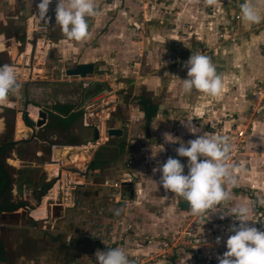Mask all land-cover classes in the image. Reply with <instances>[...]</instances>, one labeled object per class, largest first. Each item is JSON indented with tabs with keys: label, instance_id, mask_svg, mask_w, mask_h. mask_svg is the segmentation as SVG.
Here are the masks:
<instances>
[{
	"label": "crops",
	"instance_id": "1",
	"mask_svg": "<svg viewBox=\"0 0 264 264\" xmlns=\"http://www.w3.org/2000/svg\"><path fill=\"white\" fill-rule=\"evenodd\" d=\"M230 1L232 5H220L207 13L198 9L195 0H182L178 14L167 25L158 26L154 17L145 26L147 37L140 34L135 39L137 34L126 23L135 20L136 5H127L130 13L126 16L123 8L118 11L117 4H111L113 0H93L96 15L88 18L89 34L74 41L55 24L57 0L49 5L47 19L36 14L40 0H32L31 8L26 0H0V66H11L19 85L0 104L13 113L9 135L0 119V233L1 227H14L10 240L0 238V264H95L97 249L83 237L85 209L102 203L113 210V202L119 198L102 186L106 180L121 181V197L132 201L129 260L138 254L158 255L155 246H144L141 240L146 235L164 237L189 220L188 206L178 207L179 202L187 201L159 187L161 174L153 172L163 164L166 149L179 146L166 143L163 134L183 142L193 135L178 116L194 125L193 117L208 125L204 119L215 116L218 120L225 115L226 123L233 117L241 125L242 112L249 104L247 92L264 80V0H252L262 17L258 24L242 19L239 5L244 0ZM191 52L211 59L222 80L218 95L184 94L182 80L187 78V69L182 64ZM137 57L143 64L132 71ZM88 63L94 65L92 76L64 75L67 68ZM141 67L147 71L142 73ZM106 72L108 75L103 74ZM105 95L106 102L96 103ZM107 110L118 111L119 118L128 122L122 136L107 135ZM39 111L46 113L44 125L25 126L28 119H39ZM18 117L24 126L20 137L16 136ZM120 120L115 119L113 128L122 126ZM197 127L201 134L215 135L210 124ZM245 142L246 154L234 177L236 185H225L230 192L226 201L230 211L207 212L190 250L180 248L173 258L150 264H218L217 256L227 250L226 230L234 222L231 209L247 205L249 223H255L249 197L236 191H251L250 198L264 208V122L252 124ZM258 148L263 155L252 157ZM152 151L153 155L160 152L152 158ZM128 159L131 165L125 168ZM124 182L132 184L133 197ZM16 204L20 206L10 209ZM20 208L22 212H18ZM45 208V216L36 218ZM32 212L37 213L35 218ZM223 214L227 216L221 219ZM206 219L209 226L204 225ZM217 237L221 238L219 244Z\"/></svg>",
	"mask_w": 264,
	"mask_h": 264
},
{
	"label": "clouds",
	"instance_id": "2",
	"mask_svg": "<svg viewBox=\"0 0 264 264\" xmlns=\"http://www.w3.org/2000/svg\"><path fill=\"white\" fill-rule=\"evenodd\" d=\"M217 2L218 0H205L208 6H214ZM26 3L31 8L32 0H26ZM51 3L52 0H40L36 4V14L47 19ZM239 7L243 20L254 24L261 22L262 17L257 13L252 0H244ZM95 15L93 0H57L55 24L67 39L80 41L89 34L88 18ZM182 67L187 69V78L182 80L185 95H191L193 91L210 96L220 93L222 80L208 56L191 52ZM16 87L17 78L13 68L8 65L0 66V103ZM177 118L196 138L183 142L170 133L163 135L166 143H179L175 151L178 157L187 158V174L185 164L173 157L158 164L153 172L161 174L157 183L159 187L187 201L193 215L202 216L206 210L230 198L225 185H236L233 176L235 166L228 163L235 146L227 136L201 134L192 120L179 116ZM162 150L163 147L160 151ZM156 155L152 151V158ZM261 203L264 204V200ZM249 212L247 205L231 209L229 215L234 218V222L226 230L227 239L224 243L227 250L223 255L217 256L218 264H264V230L258 229L255 223H249ZM115 214L119 215V210ZM225 216L227 215L223 214L220 218ZM216 243H221L220 237L216 238ZM94 257L95 264H130L127 254L120 247L97 249Z\"/></svg>",
	"mask_w": 264,
	"mask_h": 264
},
{
	"label": "rangeland",
	"instance_id": "3",
	"mask_svg": "<svg viewBox=\"0 0 264 264\" xmlns=\"http://www.w3.org/2000/svg\"><path fill=\"white\" fill-rule=\"evenodd\" d=\"M113 1H114V3L111 2V4L114 5V6H116V4H117V10L118 11L120 10V8H123V10L125 12L124 14L126 16H127V14L130 13L129 10H128L129 8L127 7V5H130V4L132 5V3H133L138 8V13H137V16H136L135 20L129 19V21L126 23V25L128 26L127 29H132L133 30L132 31L133 34L134 33L137 34V35L134 34L135 35V39H136L138 37V35H140V34H141V36L147 37V33H148L147 30L148 29H146L145 26L147 25V22H149L154 17L156 18V22H157L158 26L167 25L168 21L171 18L174 19L175 18L174 16H176L178 14V12H179L178 9L180 7V2L182 0H129V1H126V0H113ZM228 3L232 5V2L230 0H218V2L214 6H208L205 3V0H195V4L198 6V9L201 10V11L207 12V13L213 12V10H215V8L220 6V5L227 6ZM238 19H239V15H236L235 16V20H234L236 22L235 24H237V20ZM22 26L19 27L20 30H22V28H23ZM188 27H189L188 25H185V28H188ZM14 31H17V30H14ZM141 39H143V38L141 37ZM204 50H205V48L202 49V53H203ZM141 60L142 59H139V57H137L136 60H134L132 62L130 69L133 71V70L137 69V67H138L137 65H139V64L142 65L143 62ZM172 62L173 61H170L169 63L171 64ZM67 63H63V65H65ZM146 71H147L146 68L141 67V72L142 73H145ZM103 74L105 75V74H107V72L103 73ZM89 76H92V75H89ZM89 76H86L85 78H88ZM85 78H83V79H85ZM106 80H109V79L106 78ZM110 90H112V89H110ZM251 92H253L252 89L249 92H247V94H246L247 95L246 99L248 100L249 104H248V107L244 108V111L242 112V115L245 117V119H244V121H243V123L241 125H239L240 123H238L235 120V118H233V117L229 118L230 120L233 119L232 121H230L231 123H229V124L226 123V120L228 119V117L225 116V115L223 117H219L218 120L215 118V116L214 117H210V118H206L204 120H207L208 125L210 124V127L212 126V130L214 132L221 131V133H223V134L224 133L232 134L231 132H233V131L244 130L245 131V138H246L247 136H249L252 124L257 123V122H264V106L259 104L258 100H256L255 98L251 99L252 97L251 98L249 97ZM107 97H108V95L107 96L105 95L100 101H97L96 103L103 104L104 102H106ZM7 98H9V97H7ZM13 100H14V98H12L9 101H13ZM115 101H116V99H114V103H115ZM257 103H258V105H257ZM0 104H3V103H0ZM108 107H111V106L109 105ZM112 107L114 109H116L115 106L112 105ZM94 108H91L90 111H94L93 110ZM32 111L33 110H31V112ZM107 111H108L107 112L108 115L105 116V118H106V130L110 129V128H113L115 126V119H121L120 121H123V122H122V126L120 128L123 129V134H125V132L127 130V126L124 125V124H126L128 122L126 120H124L123 117L119 118L120 117L119 116L120 113L118 111L114 110L113 112H110V113H109L110 110H107ZM33 113H35V112H33ZM88 113H89V111H88ZM35 115L37 116V114H32V116H35ZM0 119L4 120L5 128H6V135H9V131H12V129H13V113H11L10 111L4 109V107H2L0 105ZM201 121L202 120H198V119L193 117V122L195 123L196 126H201L203 128L208 127V125H204V122L200 123ZM23 131H24L23 122L21 121L20 117H18L17 121H16V136L20 137V134ZM190 139H195V136L194 135H190L186 139V141H184V142H187ZM245 143L246 142L244 141V145H245ZM175 148H176V146H174V149ZM244 149H245V147H244ZM168 150L169 149H166V152ZM262 151H263L262 148H258V150L253 152L252 157H253V155H254V157H256V156L261 157L263 155ZM245 154L246 153H245V150H244V153L239 157L237 168L242 165V163H243L242 157L245 156ZM165 160H166V158H163V163L165 162ZM130 165H131V160L128 159L127 163L125 164V168H128ZM243 165L245 166L246 164L244 163ZM237 168L233 171V176L234 177L238 176V169ZM126 180H129V179L127 178ZM53 183H54V181L52 182V184L50 183L51 186L53 185ZM236 193L237 194H239V193H246L247 194V196L249 197V203H250V206H251V209H252V217H253L254 222L256 223V227L259 229L263 225L262 228L264 230V208L262 209L261 207H259L255 203V202H257L256 198H250L253 195V193L251 191L248 192V190L245 191V190H242V189L237 190ZM254 196H256V195H254ZM187 208L189 209V210H187L188 211L187 218L189 220L186 221L181 226L185 227L187 224H190V226L193 227V228L191 227L192 230H194V232L192 233V237L190 238V242L188 243L187 246H191L190 243L193 244L192 240L195 238V235H196V232H197L198 228H202L201 227L202 225H200V224H201V221L203 220V217L206 216L207 212H211L213 209L218 210V208H219L221 213H227V212L230 211V205L227 204L226 201L222 202V203H220L218 205H215L209 211L206 210L205 213L202 216L201 215H193L191 213V211H190V205ZM262 210H263V212H262ZM22 211H23L22 208H20L18 210V212H22ZM45 211H46V208L43 211L39 212V214L33 213V217L36 214H37L36 218L43 217V216H45ZM192 220H194L195 223H192ZM9 222H10V220L7 219V225H10ZM209 223H210V221H209ZM209 223H208V226H209ZM13 228L14 227H9V226L1 227L0 238H1L2 242H5V241L10 240L12 238L11 235L13 233ZM179 228H181V227L179 226Z\"/></svg>",
	"mask_w": 264,
	"mask_h": 264
},
{
	"label": "built area",
	"instance_id": "4",
	"mask_svg": "<svg viewBox=\"0 0 264 264\" xmlns=\"http://www.w3.org/2000/svg\"><path fill=\"white\" fill-rule=\"evenodd\" d=\"M250 98L258 100L259 104L264 106V80L258 83L252 88ZM258 105V103H257ZM232 134L221 133V131L215 132V135L227 136L231 144L235 146L234 150L230 153L228 163L233 164L235 169L238 166L239 157L244 153L243 144L245 141V131L237 130L231 132ZM177 148V147H176ZM175 148V149H176ZM169 150L165 152L166 160L169 157L179 159L185 164V170L187 171V158L178 157L174 147H169ZM165 160V162H166ZM234 169V170H235ZM127 181V180H126ZM102 186L108 190L113 191L114 199L113 210L109 211L102 203L97 205H91L85 209L87 219L85 221L86 228L84 238L89 240V244L96 249L104 250L106 248L120 247L125 253L127 252V239L130 233V226L128 223V211L131 204V198H122V186L121 181H104ZM24 209L31 212L28 207L24 206ZM212 209V208H211ZM211 209H208L211 210ZM119 210V215L115 213ZM29 214V213H28ZM192 223H195L192 220ZM209 221L204 220V225H208ZM190 224L185 227H181L177 230L169 232L164 237H157L146 235L142 241L144 246H155L158 255H134L130 257V264H150L154 263L157 259L169 260L173 258L174 253L178 249H190L188 243L192 237V230ZM66 242H70V238L66 239ZM193 247H191V250Z\"/></svg>",
	"mask_w": 264,
	"mask_h": 264
},
{
	"label": "water",
	"instance_id": "5",
	"mask_svg": "<svg viewBox=\"0 0 264 264\" xmlns=\"http://www.w3.org/2000/svg\"><path fill=\"white\" fill-rule=\"evenodd\" d=\"M93 73H94V65L92 63L77 64L74 67L67 68L64 71V75L67 77H80V78H85L86 76L92 75ZM11 93L12 91L8 94V97L11 96ZM38 117L39 119L36 120V122L31 119H28L27 121H25L24 122L25 126H27L30 129H34V128H39L42 125H44L45 120H46V113H44L43 111H39ZM106 133L108 136L120 137L122 136L123 130L121 128H110L106 130ZM122 185L128 188L127 190L130 194V197H133V190L131 188L132 184L129 182H124L122 183ZM187 206H189L188 202H179L178 204V207H181L182 209H186Z\"/></svg>",
	"mask_w": 264,
	"mask_h": 264
},
{
	"label": "trees",
	"instance_id": "6",
	"mask_svg": "<svg viewBox=\"0 0 264 264\" xmlns=\"http://www.w3.org/2000/svg\"><path fill=\"white\" fill-rule=\"evenodd\" d=\"M24 39H22V41H23ZM32 112H34V111H32ZM153 114V113H152ZM25 120H26V117H25ZM20 206V204H16L15 206H12V207H10V209H12V210H15L16 208H18ZM10 209H7L6 211L7 212H9V211H11Z\"/></svg>",
	"mask_w": 264,
	"mask_h": 264
},
{
	"label": "bare ground",
	"instance_id": "7",
	"mask_svg": "<svg viewBox=\"0 0 264 264\" xmlns=\"http://www.w3.org/2000/svg\"><path fill=\"white\" fill-rule=\"evenodd\" d=\"M98 141V140H97ZM34 212V211H33ZM33 212L31 213L32 214V216H33Z\"/></svg>",
	"mask_w": 264,
	"mask_h": 264
}]
</instances>
